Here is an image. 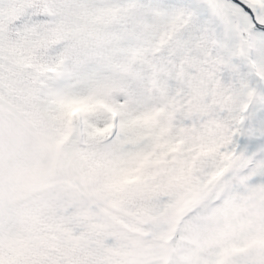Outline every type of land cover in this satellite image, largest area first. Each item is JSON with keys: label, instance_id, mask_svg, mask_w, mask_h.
Instances as JSON below:
<instances>
[{"label": "rangeland", "instance_id": "obj_1", "mask_svg": "<svg viewBox=\"0 0 264 264\" xmlns=\"http://www.w3.org/2000/svg\"><path fill=\"white\" fill-rule=\"evenodd\" d=\"M110 1L113 6L149 2ZM22 3L30 4L32 0H0V13L7 16ZM152 3H163V0H152ZM28 19L24 17L11 26L0 21V80L17 86L12 87L9 99L17 98L15 103L34 122L29 132L32 147L26 144L21 148L30 153L32 166L37 170L33 172L32 184L43 183L49 194L47 198L43 194L42 202L38 194L31 203L20 200L23 190L7 196L8 187L0 186L1 235L8 232L13 242L19 237L20 252L27 255L26 260L32 256V250L37 252L41 247L66 250L65 243L59 241L56 246L61 248L52 247L50 242L33 244V247L31 242L30 247L26 246L32 228L25 232L22 228L26 225H21L20 231L14 232L10 228L18 224L3 216L16 206L11 217L27 213L25 222L33 226L32 213H35L38 235L47 237L48 230L43 225L47 219L45 213L57 216L60 209V203L51 195L53 189L66 193L76 187L89 193H108L117 200L122 212L134 211V216L144 222L134 229L154 236L152 240L161 264H264V220L260 216L264 208V161L259 163L260 176L239 178V172L234 171L242 162L245 167L249 166L263 152L260 146L264 144V137L259 135L255 139L249 119L252 106L262 110L259 105H250L246 112L241 111L240 125L235 124L239 85L233 83L229 73H224L220 85L207 78L201 83L195 61L187 59L181 65L175 56L169 55V44L183 31L182 23L149 17L147 23L154 34L159 31V37L146 55L135 49L106 51L103 57L74 55L65 51L63 41L52 42L54 59L59 58L61 62L53 85H43L38 91L35 79L32 85L26 80H17L22 79L17 69L19 60L25 53L33 54L38 44L56 38L25 33L24 24ZM38 19L41 17L34 16L32 21ZM98 26L104 31L121 29L115 22L107 27L102 23ZM127 28L139 32L142 26L136 28L135 22L130 21ZM120 46L127 49V41H122ZM156 48L162 51H155ZM160 57L175 61L171 75L169 69H173V64L160 63ZM99 63L109 65L116 77L96 76L94 71ZM181 67L184 75H177ZM73 77L87 81L90 91L83 93L73 85L68 87L66 81ZM70 100L79 102L73 105L78 109L74 115L63 107ZM141 103L145 124L136 129V137H130L125 130L126 113ZM70 118L77 122V127ZM102 123L103 127H99ZM17 135L13 129L3 132L2 144L9 145ZM209 160L220 163V174L208 172ZM2 162L5 169L8 162L4 156ZM231 171L242 185L225 197L230 183L224 176ZM129 193L131 200H128ZM72 213L77 218L82 211L74 208ZM77 226L81 232V222ZM112 231L98 224L96 232L102 234L98 238L103 245H109ZM229 244H233L231 249ZM214 249L220 255L211 261L207 256ZM108 258L117 264L115 261L120 257L114 252ZM17 262L0 250V264Z\"/></svg>", "mask_w": 264, "mask_h": 264}, {"label": "trees", "instance_id": "obj_2", "mask_svg": "<svg viewBox=\"0 0 264 264\" xmlns=\"http://www.w3.org/2000/svg\"><path fill=\"white\" fill-rule=\"evenodd\" d=\"M108 2L110 3L111 1L108 0ZM167 2L168 0H163V3ZM33 17L28 19V23L32 22ZM167 21L170 22L172 20ZM14 24H10V26ZM158 32L155 33V39L159 37ZM51 43L52 40L50 39L48 42L38 44L33 54H24L23 59L19 60L17 68L22 73V79L18 78L17 80H26L25 82L32 85V79H35V89L38 91H40L43 85L44 87H48L50 84L53 85L54 74L56 68L59 66L58 63L61 61L59 58L54 59ZM249 71L252 72V75L248 79L255 83L259 79V76L256 74L258 70L255 68L244 69L245 73ZM94 73L96 76L104 78L116 77V72L111 71L109 65L102 63H99ZM25 75L29 78L23 79ZM66 84L68 87L73 85L79 92L83 93H87L91 89L89 83L80 77L68 79ZM12 87L17 86H9L6 82L2 83L0 80V89L2 88L0 92V186L8 187L5 189V195L7 196L13 192L17 194L20 190H23L20 200L26 199L32 203L36 201L35 197L37 198L39 194L40 201L42 202L43 194L47 198L49 190L47 187H42L44 186L43 183L39 185L32 184L33 172L36 173L37 170L32 166L30 153L25 148H21L26 144L32 147L29 132L32 131V123L34 124V122L15 103L17 98L14 101L9 99V96L13 94ZM2 93L7 94V96H4ZM237 101L238 116L235 118V124L240 125V113H242L243 103H248V100L247 97L240 96L238 91ZM252 108L253 106L251 107L249 119L254 128V133L251 134L256 136L255 139H258L259 135H261V130L264 129V110L260 111L257 108ZM70 121L75 122L77 127V122L74 119L70 118ZM144 124L142 103L127 111L125 130L128 136L136 137V129L143 128ZM99 127H103V123ZM12 129L18 132L17 138L14 137L7 146L3 145L1 142L2 133ZM3 156L8 162L5 169L2 162ZM261 161H264V151L249 166L245 167L246 164L242 162L234 171L239 172L237 175L239 178L260 176L261 165L259 163L261 164ZM219 165L220 163L217 161L213 162L209 160L206 169L213 175L216 172L220 174L221 169ZM11 170L13 173H11ZM224 178H227L230 183L225 197H229L231 193H235L233 192L235 187L237 189L241 188L240 185L242 184L238 178L232 175V171L231 173H227ZM129 194L128 200H131L132 194ZM51 195L60 203V209L57 216H54L52 212L45 213L47 219L43 225L47 227V237L38 235L40 229L38 216L35 213H32L33 226L25 222L27 213H20L15 218L11 217V214L17 208L16 206L12 207V212H10L11 209L7 211L3 219L12 218V224H18L17 227L10 228L14 232H19L21 225H26L22 228L25 232L32 228V236H27L26 246L30 247L31 242L32 247L33 244H48L50 242L52 247L61 248V246H56V241H59L65 243L66 250L53 251L50 249L45 250L41 247L37 252L32 250V256L26 260L28 258L27 255L20 252L19 237L13 242L12 236L8 232H5L3 235L0 233V250L4 256L11 255L14 261H18L17 264H113V260L108 258V255L115 252L120 257L118 262L115 261L117 264H161L156 243H153L155 241L152 240L154 236H146L134 229L135 225L144 223L143 220L139 216H134V211L122 212L120 207L117 206V200L115 201L108 193L103 191H99L98 194L89 193V191L86 192L75 187L69 189L66 193H62L59 189H53V194ZM37 202L39 203L38 200ZM74 208H79L80 212L82 211L77 218L72 213ZM263 211L264 208L260 216L264 220ZM116 217H119V219ZM87 220L90 222H87ZM80 222L82 224L81 232H79L77 226ZM98 224H101V227L113 229L109 245H103L101 239L98 238L102 235L96 232ZM50 228L51 231L49 230ZM58 236L61 237L59 240ZM111 242L114 243L113 247L111 246ZM241 244L242 241H240ZM232 246L233 244H229L228 248L231 249ZM219 255L220 252L214 249L207 258L214 261ZM21 258L24 259L19 262ZM4 262L7 263L9 261L5 260Z\"/></svg>", "mask_w": 264, "mask_h": 264}, {"label": "snow or ice", "instance_id": "obj_3", "mask_svg": "<svg viewBox=\"0 0 264 264\" xmlns=\"http://www.w3.org/2000/svg\"><path fill=\"white\" fill-rule=\"evenodd\" d=\"M33 16L42 18L26 22L25 33L56 38L52 42L63 41L70 54L102 57L106 51L132 49L146 55L155 40L148 18L179 21L183 31L170 42L169 55L181 65L187 59L195 61L201 83L207 78L220 85L224 73H229L233 83L239 85V95L247 97L242 111L246 112L250 105L264 110V0H168L156 4L149 0L147 4L130 6H113L108 0H32L7 16L0 13V21L13 24ZM130 21L135 22L136 28L142 26L141 30L129 31ZM113 22L120 24L121 29L104 31L98 26L102 23L107 27ZM122 41H127V49L120 46ZM159 61L173 64L171 75L175 61L164 57ZM245 68L258 70L255 83L248 79L252 72L245 73ZM176 74L184 75L183 67ZM76 103L79 102L70 100L63 107L74 115L78 110L73 107ZM243 119L246 117L241 118V123ZM261 136L264 137V129ZM260 147L264 151V144Z\"/></svg>", "mask_w": 264, "mask_h": 264}]
</instances>
